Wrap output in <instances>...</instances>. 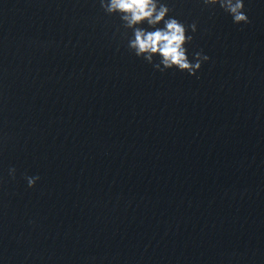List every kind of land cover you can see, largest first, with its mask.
Listing matches in <instances>:
<instances>
[{
	"label": "clouds",
	"instance_id": "obj_1",
	"mask_svg": "<svg viewBox=\"0 0 264 264\" xmlns=\"http://www.w3.org/2000/svg\"><path fill=\"white\" fill-rule=\"evenodd\" d=\"M99 2L107 15H119L122 26L132 30L133 35L128 40L129 50L152 64L155 70L164 72L175 68L195 76L203 63L210 59L203 50L195 52L193 58L189 59L186 45L190 44L194 37L188 32L189 29L192 33L196 32V23L185 25L170 16L171 9L162 0H99ZM202 3L206 7L219 5L232 16L235 24L250 23L244 11V0H202ZM145 23L148 28L141 26ZM161 24L163 27H159ZM154 58H158V62H154ZM15 173L14 167L9 169L12 179H15ZM24 178L29 188L34 187L40 179L38 175H25Z\"/></svg>",
	"mask_w": 264,
	"mask_h": 264
}]
</instances>
